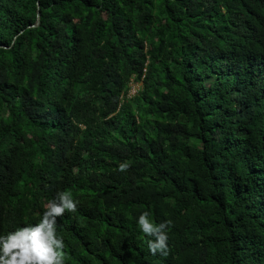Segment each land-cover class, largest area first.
Instances as JSON below:
<instances>
[{
	"label": "trees",
	"instance_id": "trees-1",
	"mask_svg": "<svg viewBox=\"0 0 264 264\" xmlns=\"http://www.w3.org/2000/svg\"><path fill=\"white\" fill-rule=\"evenodd\" d=\"M57 192L65 264H264V0H0V235Z\"/></svg>",
	"mask_w": 264,
	"mask_h": 264
},
{
	"label": "clouds",
	"instance_id": "clouds-1",
	"mask_svg": "<svg viewBox=\"0 0 264 264\" xmlns=\"http://www.w3.org/2000/svg\"><path fill=\"white\" fill-rule=\"evenodd\" d=\"M129 167L128 163L120 164L119 171L124 172ZM78 203L67 192H57L36 226L0 235V264H65V245L63 238L57 236V217L64 216L66 211L75 213ZM149 216L150 213L144 212L138 218L141 231L151 238L148 249L152 255L167 257L170 252L167 231L172 221L154 225Z\"/></svg>",
	"mask_w": 264,
	"mask_h": 264
},
{
	"label": "rangeland",
	"instance_id": "rangeland-1",
	"mask_svg": "<svg viewBox=\"0 0 264 264\" xmlns=\"http://www.w3.org/2000/svg\"><path fill=\"white\" fill-rule=\"evenodd\" d=\"M141 88H142V85L132 84L131 89H130V93H129V97L132 98V97L136 96Z\"/></svg>",
	"mask_w": 264,
	"mask_h": 264
},
{
	"label": "water",
	"instance_id": "water-1",
	"mask_svg": "<svg viewBox=\"0 0 264 264\" xmlns=\"http://www.w3.org/2000/svg\"><path fill=\"white\" fill-rule=\"evenodd\" d=\"M38 25H39V19H38V24H37V26H35V27H38Z\"/></svg>",
	"mask_w": 264,
	"mask_h": 264
}]
</instances>
